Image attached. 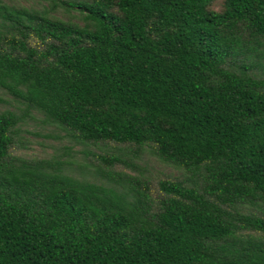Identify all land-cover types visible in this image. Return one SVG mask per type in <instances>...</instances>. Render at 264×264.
<instances>
[{
    "label": "trees",
    "instance_id": "obj_1",
    "mask_svg": "<svg viewBox=\"0 0 264 264\" xmlns=\"http://www.w3.org/2000/svg\"><path fill=\"white\" fill-rule=\"evenodd\" d=\"M0 89V264H264V0H0Z\"/></svg>",
    "mask_w": 264,
    "mask_h": 264
},
{
    "label": "rangeland",
    "instance_id": "obj_2",
    "mask_svg": "<svg viewBox=\"0 0 264 264\" xmlns=\"http://www.w3.org/2000/svg\"><path fill=\"white\" fill-rule=\"evenodd\" d=\"M12 1L30 3L35 0ZM20 108V102L0 89V111L4 109L18 111ZM20 129L22 139L26 143V148L22 150L23 154L40 158L55 157L64 160L66 162L64 165L65 172L75 177L96 182L104 181L95 171L96 164H94V161L99 162L98 158L94 156L93 159H90L86 154V146L74 143L58 127L43 122L40 114L34 113V118L27 119ZM146 161L149 167L154 166V168L160 169L164 173H176L150 155H147Z\"/></svg>",
    "mask_w": 264,
    "mask_h": 264
}]
</instances>
